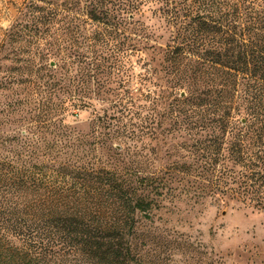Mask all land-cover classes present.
Here are the masks:
<instances>
[{"label": "trees", "instance_id": "1", "mask_svg": "<svg viewBox=\"0 0 264 264\" xmlns=\"http://www.w3.org/2000/svg\"><path fill=\"white\" fill-rule=\"evenodd\" d=\"M36 1L47 17L78 22V31L88 24L92 39L116 34L124 24L127 50L145 49L151 39L135 17L148 13L162 23L169 79L166 90L160 85L153 93L150 112L161 109L173 131L186 135L189 161L170 169L184 177L165 180L140 174L137 162H125L115 148L116 163H86L74 145L60 148L61 161L1 160L0 264H130L137 215L149 218L154 196L176 190L173 184L182 183L179 195L194 204L215 198L264 211V0ZM14 28L0 41V61L41 68L58 57L11 50L8 45L18 41ZM68 59L83 66L81 78H90L96 57L76 52ZM87 87L80 81L75 91L64 89L63 96L76 94L61 105L73 100L77 110L87 108ZM94 141L97 149L107 143L102 133Z\"/></svg>", "mask_w": 264, "mask_h": 264}, {"label": "rangeland", "instance_id": "2", "mask_svg": "<svg viewBox=\"0 0 264 264\" xmlns=\"http://www.w3.org/2000/svg\"><path fill=\"white\" fill-rule=\"evenodd\" d=\"M42 6L36 0H0V41L16 25L12 31L18 41L8 45L11 50L58 54L41 68L32 61H0V162L61 161L60 148L74 145L86 163H116L115 148L125 162H137L142 175L184 177L170 169L174 162L189 161L186 135L173 131L170 116L161 109L153 116L150 112L155 108L151 97L160 85L166 90L169 79L162 23L148 13L135 17L133 22L142 24L151 39L145 49L127 50L124 24L118 33L96 40L88 24H80L78 31V22L47 17ZM76 52L97 58L88 79L81 78L83 66L68 59ZM80 81L88 82L82 95L89 106L77 110L73 100L61 105L62 98L76 94L63 96V90L75 91ZM99 133L107 141L102 149L94 141ZM182 185L155 195L149 218L137 215L129 239L130 264H264V211L215 198L194 204L179 195Z\"/></svg>", "mask_w": 264, "mask_h": 264}, {"label": "water", "instance_id": "3", "mask_svg": "<svg viewBox=\"0 0 264 264\" xmlns=\"http://www.w3.org/2000/svg\"><path fill=\"white\" fill-rule=\"evenodd\" d=\"M182 96H183V94H182Z\"/></svg>", "mask_w": 264, "mask_h": 264}]
</instances>
